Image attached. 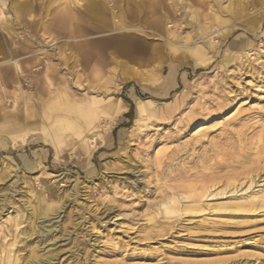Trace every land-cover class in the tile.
<instances>
[{
    "label": "rangeland",
    "instance_id": "374dc122",
    "mask_svg": "<svg viewBox=\"0 0 264 264\" xmlns=\"http://www.w3.org/2000/svg\"><path fill=\"white\" fill-rule=\"evenodd\" d=\"M93 1L117 20L128 0H0L10 51L27 44L17 58H50L78 105L123 103L106 128L101 110L57 119L53 145L33 129L0 131V264H12L14 252L20 264L32 247L46 264H264V209L249 207L264 202V0H155L165 29L145 28L144 41L137 26L95 27ZM62 10L75 14L77 31ZM116 50L141 52L127 63L134 73L124 74L119 55L109 61ZM91 53L99 76L83 70ZM42 64L20 81L31 98ZM46 187L50 210L35 219ZM178 195L179 214L160 213V202Z\"/></svg>",
    "mask_w": 264,
    "mask_h": 264
},
{
    "label": "bare ground",
    "instance_id": "6f19581e",
    "mask_svg": "<svg viewBox=\"0 0 264 264\" xmlns=\"http://www.w3.org/2000/svg\"><path fill=\"white\" fill-rule=\"evenodd\" d=\"M101 1V0H100ZM127 1V0H126ZM125 1V2H126ZM3 2V1H2ZM82 2V1H81ZM94 2V1H93ZM124 2V1H123ZM182 2V1H181ZM184 2V1H183ZM25 3V2H24ZM79 3V2H78ZM111 3V2H110ZM114 3V2H113ZM39 4V3H38ZM82 4V3H81ZM92 4V3H91ZM115 4V3H114ZM29 5V4H28ZM33 5V4H32ZM84 5V4H82ZM93 6L90 7L92 9H90L89 11V16H87V20L89 19L90 21H94L95 22V27L102 29V28H117V29H123V28H128V27H131V26H137L136 29H133V30H137V35L140 38H142L141 40H145V38L147 37L148 38V35L149 33L147 31H145V28H150L152 30V32H155V33H158L159 31L163 30L164 28V25H165V16L162 15L161 18H157V17H154V14L158 11V12H162V9H163V6H162V2H159L157 3L155 0H149L148 3H145L143 0H135V1H132V0H128L125 4V8H121L120 10V14H119V17L117 20H112L110 17H107L105 15V8H104V4L102 3H95L92 4ZM121 5V4H120ZM191 5V4H190ZM13 6V5H11ZM31 6V5H30ZM29 6V7H30ZM41 6V5H40ZM184 6V5H183ZM111 7V6H110ZM55 8V7H54ZM74 8V7H73ZM77 8V7H76ZM49 9V8H48ZM53 9V8H52ZM81 9V8H80ZM84 9V8H83ZM86 9V8H85ZM89 9V8H88ZM87 9V10H88ZM13 10V9H12ZM68 10V9H67ZM67 10H62L59 14H57V16L59 17L60 20H68L70 18V27L73 31H77L79 29V24H80V21L76 20V16L75 14L71 13V12H67ZM199 10V9H198ZM217 10V9H216ZM231 10V9H230ZM83 11V10H82ZM114 11V10H113ZM193 11V10H192ZM48 12V11H47ZM77 12V11H76ZM119 12V11H118ZM165 12V11H163ZM194 12V11H193ZM196 12V11H195ZM214 12V11H213ZM225 12V11H224ZM166 13V12H165ZM52 14V13H51ZM50 14V15H51ZM114 14V13H113ZM112 14V15H113ZM35 15V14H34ZM56 15V14H55ZM168 16V15H167ZM1 17V16H0ZM53 17V16H52ZM194 17V16H193ZM36 18V17H35ZM39 18V17H38ZM82 18V17H80ZM144 18V19H143ZM40 19V18H39ZM85 19V18H83ZM76 20V21H75ZM211 20V19H210ZM236 20V19H235ZM258 20V19H257ZM51 21H54V20H51ZM65 21V22H66ZM191 21V20H190ZM43 22V21H42ZM49 22V21H48ZM47 22V23H48ZM199 22V21H198ZM5 23V22H4ZM41 23V22H40ZM250 23V22H249ZM44 24V23H43ZM139 24V25H138ZM140 24H142V26H140ZM145 24V25H143ZM46 25V24H45ZM64 24H60L59 26H63ZM86 25V24H85ZM90 25V24H89ZM151 25V26H150ZM191 25V24H190ZM88 26V25H87ZM145 26V27H144ZM15 27V26H14ZM66 27V26H65ZM64 27V29H65ZM257 27V26H256ZM2 28H6V25H2ZM39 28V27H38ZM61 28V27H60ZM44 29H47L46 27ZM132 29V28H131ZM130 29V30H131ZM165 29V28H164ZM175 29V28H174ZM66 30V29H65ZM129 30V29H127ZM129 30V31H130ZM150 30V31H151ZM213 30V29H212ZM15 31V30H14ZM21 31V30H20ZM67 31V30H66ZM181 31V30H180ZM194 31V30H193ZM44 32V31H43ZM65 32V31H64ZM121 32V31H120ZM164 32V30H163ZM166 32V31H165ZM176 32V31H175ZM135 33V31H134ZM151 33V32H150ZM43 34V33H42ZM68 34V33H67ZM123 34V33H122ZM202 34V33H201ZM16 35V34H15ZM30 35V34H29ZM61 35V34H60ZM228 35V33L226 34H222V37H221V40H223L226 36ZM65 36V35H64ZM67 36V35H66ZM122 36V35H121ZM28 37V36H27ZM137 37V38H138ZM183 37V36H182ZM15 38V37H14ZM23 38V37H22ZM48 38V37H47ZM68 38V37H67ZM115 37H113L114 39ZM151 37H149L150 39ZM172 38V37H171ZM42 39V38H41ZM58 39V38H57ZM112 39V40H113ZM119 39V38H118ZM134 39V38H133ZM137 39V40H139ZM43 40V39H42ZM63 40V39H62ZM67 40V39H66ZM74 40V39H72ZM220 40V41H221ZM37 41V39H36ZM70 41V40H69ZM117 41V40H116ZM122 41V40H121ZM127 41V40H126ZM42 42V41H41ZM53 42V41H52ZM51 42V43H52ZM61 42V41H60ZM64 42V40H63ZM123 42V41H122ZM117 43V42H116ZM178 43V42H177ZM183 43V42H181ZM199 43V42H198ZM49 44V43H48ZM72 44V43H71ZM173 44V43H172ZM172 44L170 45V47L172 46ZM191 44V43H190ZM193 44V43H192ZM195 44V43H194ZM210 44V43H209ZM70 45V44H69ZM123 45H128V44H123ZM132 45V44H131ZM161 45V44H160ZM214 45V44H213ZM71 46V45H70ZM180 46V45H179ZM202 46V44H201ZM211 46V45H210ZM238 46V45H237ZM59 47V46H58ZM77 47H80L79 44H77ZM85 46H81V48H83ZM189 47V46H188ZM213 47V46H212ZM234 47V46H233ZM49 48V47H48ZM75 48V47H74ZM134 48V47H133ZM153 50L154 49H157L159 48L157 45H153L152 46ZM183 48V47H182ZM204 48V47H203ZM21 49V48H20ZM162 49V48H161ZM173 49V48H172ZM181 49V48H180ZM208 49V48H207ZM8 50V49H7ZM19 50V49H17ZM74 50V49H73ZM107 50V49H106ZM111 50V49H109ZM138 52H139V49H137ZM178 50V49H177ZM187 50V49H186ZM192 50V49H191ZM56 51V50H55ZM87 51V50H85ZM83 51V52H85ZM113 51V50H112ZM111 51V52H112ZM168 51V50H167ZM173 51V50H171ZM175 51V50H174ZM206 51V50H205ZM210 51V50H209ZM39 52V51H38ZM46 52V51H45ZM106 52V51H105ZM108 52V51H107ZM122 52V51H121ZM125 52V51H124ZM133 52V51H132ZM163 52V51H162ZM43 53V52H42ZM49 53V52H48ZM51 53V52H50ZM126 53V52H125ZM123 53V54H120L117 52L115 53H111L110 54V57H109V61H114V62H118L117 59L119 58L117 55H119L121 57V60H119L118 63L116 64H119L121 66L124 67L125 69V72L124 74L126 75H129V74H132L134 73L132 70H130V68L128 69L127 67V63L128 61L131 60V63H132V59H142L143 56L142 54L140 53H136V54H129L127 53V55ZM159 53V51H158ZM192 53V52H191ZM203 53V52H202ZM2 54V53H1ZM28 54V53H27ZM32 54V53H31ZM170 54V53H169ZM58 55V54H57ZM74 55V54H72ZM187 55V54H186ZM65 56V55H64ZM83 58L87 59V64L90 65L93 70H95L94 73H92L93 75L95 76H99L101 74V72H96V70L100 69V59H99V62H97L95 64V54L91 53V54H83L82 55ZM98 57H100V54L98 53L97 54ZM159 56V55H158ZM1 57V56H0ZM75 57V56H74ZM164 57V56H163ZM179 57V56H178ZM194 57V56H193ZM191 56V58H193ZM3 58V57H1ZM10 58V57H9ZM66 58V57H65ZM15 58H13L14 60ZM21 59V58H20ZM35 59V57H34ZM39 59V58H38ZM107 59H108V56H107ZM165 59V58H164ZM173 59V58H172ZM227 59V56H223L222 59H221V62L226 60ZM9 60V59H8ZM72 60V59H71ZM175 60V59H174ZM7 61V60H6ZM15 61V60H14ZM185 61V60H184ZM29 62V61H28ZM70 62V61H69ZM143 62V61H142ZM2 63V62H1ZM37 63V62H36ZM106 63V62H104ZM134 63V62H133ZM182 63V62H181ZM198 63V62H197ZM51 64V63H50ZM114 63V65H116ZM144 64V63H142ZM103 65V64H102ZM52 66V65H51ZM70 66V65H69ZM31 67V66H30ZM103 67V66H102ZM110 67V66H109ZM81 68V67H79ZM112 68V67H111ZM119 68V67H118ZM122 68V67H121ZM7 70V68H6ZM12 70V69H11ZM84 70V69H83ZM86 70V69H85ZM106 70V69H105ZM134 70V69H133ZM42 71V70H41ZM87 71V70H86ZM109 71V70H108ZM131 71V72H130ZM173 71V70H172ZM8 73V71H6ZM72 72V71H71ZM110 72V71H109ZM138 72V71H137ZM4 73V72H3ZM78 73V72H77ZM18 75H20L19 72H17ZM33 74V73H32ZM42 74V73H41ZM6 75V74H5ZM75 75V73H74ZM14 76V75H13ZM16 76V75H15ZM37 76V75H36ZM80 76V75H79ZM107 76V74H106ZM132 76V75H131ZM10 77V76H9ZM105 77V76H104ZM120 77V76H119ZM118 77V78H119ZM124 77V76H123ZM128 77V76H127ZM142 77V76H141ZM70 78V77H69ZM68 78V79H69ZM121 78V77H120ZM134 78V77H132ZM40 79V78H39ZM138 79V78H137ZM74 80V79H73ZM81 80V79H80ZM87 80V79H86ZM131 80V79H130ZM18 81V80H17ZM32 81V80H31ZM19 82V81H18ZM75 82V80H74ZM77 82V81H76ZM7 83V82H6ZM48 83V82H47ZM16 84V83H15ZM74 84V83H73ZM82 84V83H81ZM4 85V84H3ZM8 85V84H7ZM17 85V84H16ZM37 85H39L37 83ZM43 85V84H42ZM41 85V86H42ZM75 86V85H74ZM15 87V86H14ZM34 87V86H33ZM45 88V87H44ZM47 88V87H46ZM20 89V88H19ZM42 90V89H41ZM61 90V89H60ZM98 90V89H97ZM2 91V90H1ZM13 91V90H12ZM53 91V90H52ZM57 91V90H56ZM55 91V92H56ZM7 92V91H6ZM26 92V91H25ZM39 92V91H38ZM41 92V91H40ZM39 92V93H40ZM50 92V91H49ZM3 93V92H2ZM13 93V92H12ZM42 93V92H41ZM20 94V93H19ZM28 94V93H27ZM20 96V95H19ZM11 97V96H10ZM51 97V96H50ZM20 98H22L20 96ZM49 99V98H48ZM21 100V99H20ZM72 100V99H71ZM70 100V101H71ZM2 101V100H1ZM16 101V100H14ZM19 101V100H18ZM66 99H63V98H58L56 99L55 101H53L52 105L55 106V110L54 109H51L50 110H42L40 109L39 111H35L36 112V116L37 120L39 123L43 124L41 125L42 128L40 129V135L38 134V136L41 138L42 141L46 142V143H49V144H54V141L53 139H51L52 137H55L56 136V132H57V135H58V131L55 129V128H50L51 130H46V128L52 124V122L56 121L57 119L59 118H64L66 119L65 117H67L69 114L73 113V114H81V115H85V117H93V118H96L97 117V114L101 111H103V113H105L108 117L106 119V124H105V128H106V125H112L116 122L117 120V116L118 114L121 112V110L123 109L122 105L123 103H121L120 101H114V100H110V101H107L106 103H104L103 105H99L100 103V100H97L95 99L94 101L91 102L90 105H88L86 107H84V105H78L77 103H74V102H70ZM12 102V101H11ZM35 102V101H34ZM10 103V102H9ZM80 103V102H79ZM3 104V103H2ZM1 104V105H2ZM15 104V103H14ZM4 105V104H3ZM40 105V104H39ZM93 105V106H92ZM3 108V107H2ZM28 109V113H31L30 116H33L35 115L34 113V110L32 107L28 106L27 107ZM1 109V108H0ZM16 109V108H15ZM2 111V110H1ZM34 113V114H33ZM137 113L138 115L142 113V104L141 103H138L137 105ZM29 116V117H30ZM32 118V117H31ZM14 121V120H13ZM17 121V120H16ZM87 121V120H86ZM136 121V120H135ZM137 122V121H136ZM39 125V124H38ZM22 126V125H21ZM20 126V127H21ZM36 126V124H35ZM47 126V127H46ZM39 127V126H38ZM38 130V129H37ZM199 130V129H198ZM36 135V134H35ZM33 140V139H32ZM252 186V185H251ZM50 187H46L43 189L42 193L40 194H37V197H36V207H33V209L35 211H33L30 215H32L33 217H35V219H45L47 217V212L50 210V207L49 205L46 203V201L44 200L45 199V196H44V192L49 190ZM5 191V190H4ZM1 193H3L1 191ZM221 193V192H220ZM216 193H213L212 191H209L208 192V196L209 195H215ZM185 198L184 195H178V198L177 199H170L168 202H160V207H163L162 209H160V213H164L166 215H169V214H173V213H178L179 210H178V204H177V201L179 199H183ZM254 199V198H253ZM255 200V199H254ZM257 200V199H256ZM248 201V200H247ZM159 202V201H158ZM256 202V201H255ZM30 204V203H29ZM193 204V203H192ZM195 204V202H194ZM248 204V202H247ZM185 205V204H184ZM250 208H253L252 210L253 211H257L258 209H264V202H259V205H256L252 200H250V205H249ZM255 207V208H254ZM194 208V207H193ZM196 208V207H195ZM246 208V207H245ZM186 209H189L188 206L186 207ZM191 209V208H190ZM244 209V208H243ZM248 209V208H247ZM241 210V209H239ZM251 210V211H252ZM32 211V210H31ZM242 211V210H241ZM158 212V211H157ZM179 214V213H178ZM170 216V215H169ZM166 218V217H165ZM31 220V219H30ZM50 231V230H49ZM189 251V250H188ZM26 258L27 260L25 259L24 261V258H22L21 260V263L20 264H23V263H27V264H46V260H41L40 258L37 257L36 253H35V248H31L28 252V254L26 255ZM17 261V257H16V254L15 252L13 253L12 257H11V262L12 264H15V262Z\"/></svg>",
    "mask_w": 264,
    "mask_h": 264
},
{
    "label": "crops",
    "instance_id": "0c3cea01",
    "mask_svg": "<svg viewBox=\"0 0 264 264\" xmlns=\"http://www.w3.org/2000/svg\"><path fill=\"white\" fill-rule=\"evenodd\" d=\"M248 43L246 44V46H248ZM26 45L27 44H24V42L18 41L17 46H16V50H15L16 54H14L13 51H10V50H12L10 48V46H11L10 40L6 36H4L3 34L0 33V56L3 57V58L0 57L1 58V60H0V108H1L0 109V131L3 134L6 132H9V131H16L19 129H29V130L33 129V132L37 131V134L34 135L33 137L42 141L41 138L38 136V134L40 135V129L42 128L41 125H43V124H41L37 120H35V119H37V117H35L36 116L35 111L36 110L39 111L40 109L50 110V108L55 110L56 107L52 105L53 101H55L58 98H63V99L70 101L72 99V96L69 92H67L66 87L62 85L61 80L57 79L56 68L54 65H52L50 58H48V61H45V62L41 61V59H40V61L33 60V61L28 62V61H24L25 58H23V60H20L19 58H17L21 55V53H19V51L25 50L27 47ZM17 49H19V50H17ZM80 50H88V47L85 46L83 48H80ZM97 50H100V48L98 47ZM20 57H22V56H20ZM13 58H15L14 60H16V61H14ZM11 60H13V62H11ZM37 64H42L43 67L41 69L42 71L40 70L36 74L33 75L32 82L36 88V93H35V96L31 98L24 91L21 90L20 81H21V78L25 74L29 73L30 68L34 65H37ZM6 68H7V70H6ZM83 68H84V70L85 69L87 70L86 72L88 74H92L95 72V70H93V68H89V67H83ZM6 71H8V73ZM17 72H19L20 75H18ZM96 72L100 73V69L96 70ZM37 83L39 85H37ZM8 86H10L11 89H9ZM38 91L39 92L41 91L42 93L41 92L39 93ZM19 95L22 98H20ZM5 98H10L12 100V102H13L12 108H10V109L7 108V106L4 103ZM14 100H16V101H14ZM70 102H74L73 99ZM74 103H76V102H74ZM28 106L33 108L34 113H35L34 117L30 116L31 113L27 112ZM87 106L88 105H86V107ZM54 122H52V124H50L48 127L46 126L47 131L51 130L50 128H55ZM35 124H36V126H35Z\"/></svg>",
    "mask_w": 264,
    "mask_h": 264
},
{
    "label": "trees",
    "instance_id": "16d2710c",
    "mask_svg": "<svg viewBox=\"0 0 264 264\" xmlns=\"http://www.w3.org/2000/svg\"><path fill=\"white\" fill-rule=\"evenodd\" d=\"M124 101L129 105V111L125 114L127 118H131V115L133 114V110L135 109L134 105L132 104L131 101L128 99L124 98Z\"/></svg>",
    "mask_w": 264,
    "mask_h": 264
}]
</instances>
